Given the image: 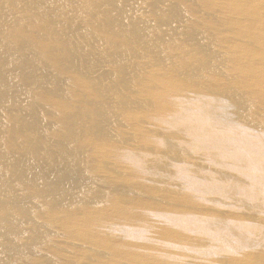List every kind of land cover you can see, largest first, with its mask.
I'll return each instance as SVG.
<instances>
[{"label":"bare ground","instance_id":"bare-ground-1","mask_svg":"<svg viewBox=\"0 0 264 264\" xmlns=\"http://www.w3.org/2000/svg\"><path fill=\"white\" fill-rule=\"evenodd\" d=\"M0 264H264V0H0Z\"/></svg>","mask_w":264,"mask_h":264}]
</instances>
